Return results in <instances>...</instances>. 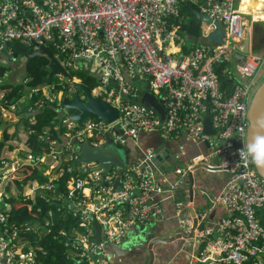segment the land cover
<instances>
[{
    "label": "built area",
    "instance_id": "2783aa9c",
    "mask_svg": "<svg viewBox=\"0 0 264 264\" xmlns=\"http://www.w3.org/2000/svg\"><path fill=\"white\" fill-rule=\"evenodd\" d=\"M236 1L0 0V65L9 67L8 63L15 61L12 51H7L10 43H20L32 53L39 46H49L70 75L69 80L56 75L58 82H52L48 91L41 90L37 105L56 102L60 122L54 130L61 133L62 143L51 141L46 154L34 153L30 147L17 148L21 163L4 161L0 167V264H50L48 251L40 245L47 234L64 244L67 258L75 263L113 264L106 245L123 242L133 226L145 227L163 220L167 202H172L173 218L178 221L174 235L191 250L189 264H264V180L254 165L240 159V148L230 152L228 143L231 139H246L250 126L248 110L261 83L264 55H248L245 63L238 66L246 83H237L229 92L221 89L214 69L237 52L250 33ZM188 3L212 20L202 37L216 30V22L224 27L222 44L211 54V47L203 44L191 47L187 54L182 52L185 39L180 33V8ZM229 65L227 70L234 80ZM79 72L96 80V85L89 88L94 98L117 109L113 123L92 115L80 128L69 118L63 99L67 103L76 96L85 99L75 88L83 84L81 78L73 75ZM10 77V73H5L0 83H24L23 77L13 82ZM37 90L40 89L31 90L28 99ZM146 93L161 103L164 118L141 102ZM4 96L0 93L3 110L7 104ZM10 108L13 111L15 106ZM207 114L218 139L226 141V145H217L211 153L191 162L178 163L172 170L173 180L157 168L155 149L147 147L140 156L130 155L122 172L121 187L115 189L117 169L106 172L99 163L82 162L72 144L75 140L98 148L111 141L130 150L139 145L142 133L159 134L166 140L186 137L197 144L213 143L212 136L203 131ZM64 159L66 164L73 162V166L65 168L71 178L67 192L62 194L53 182L59 176L56 164ZM44 165H50L42 170L45 176L51 174L49 182L40 183L35 174L29 176L31 181L25 179L24 168L33 173ZM200 171L226 172L225 186L217 197L211 198V207H223L228 215L203 232L195 229L192 238H183L193 230L192 221L186 219L190 206L188 175L192 172L196 176ZM4 182L8 193L6 188L14 189L15 183L27 182L16 198L28 201L30 211L35 198L57 205L47 212L43 228L9 221L11 207L4 201L9 196L1 199ZM35 212L38 216L42 208L38 206ZM54 213L70 217L75 224L73 231L50 232L57 223L53 221ZM94 224L101 229L99 242ZM28 234H34V238Z\"/></svg>",
    "mask_w": 264,
    "mask_h": 264
},
{
    "label": "water",
    "instance_id": "95a60500",
    "mask_svg": "<svg viewBox=\"0 0 264 264\" xmlns=\"http://www.w3.org/2000/svg\"><path fill=\"white\" fill-rule=\"evenodd\" d=\"M196 16L202 20L204 24L210 25L212 24V20L200 13L198 10L194 11ZM216 30L220 31L224 36V27L222 23L216 22L214 23ZM251 25V24H250ZM221 27V28H220ZM252 30L246 36L243 41L242 46L239 48L237 52L232 55L227 56L222 60V62H227L232 65V71L234 73V85L237 83L245 84L246 78H244L238 71V66H241L247 60L249 54L253 53L256 50V46L254 45V37H255V29L254 26L251 27ZM212 33V32H211ZM210 33V34H211ZM209 34V35H210ZM223 39V38H222ZM222 39L215 40L208 37H195L190 36L188 40L192 42H198L199 44L210 46V54L213 52V49L222 44ZM15 61L10 62L9 67H23V73L25 74L28 68V64L40 57H45L48 59V77L47 79L38 86V89L42 90L45 87H48L52 84L53 79L56 75L62 74V76L66 79H70V75L64 70L59 61L54 57L52 50L49 46H39L33 53H29L23 56H19L18 54L13 55ZM75 88L79 89L84 95L85 99L82 100L80 96H76L74 101L71 103H67L65 98L63 99L62 106L67 114H70L69 118L73 121H76L78 127L83 126L84 120L92 115H96L98 119L104 120L107 123H113L117 118V109L105 103L104 101L94 98L90 90L84 84H77ZM141 102L147 106L157 111L161 118H164V110L159 103L151 94H144L141 99ZM248 119L250 122V126L247 132V136L245 141L242 140H228V143L231 145L230 152H233L235 148H241L245 142L251 141V139L255 135H264V128H260L257 125L259 120L264 119V80L257 88L253 99L251 101L249 110H248ZM204 133L207 135H211L213 138V143L206 142L205 145L208 148V152L211 153L215 147L218 145L220 147H224L226 145V141L218 139V132L212 128L210 116L207 114L204 119ZM163 141V140H162ZM76 150L80 153L81 161L84 163L96 162L99 163L100 168L104 169L106 172L112 170V168L117 169V177L115 180L114 188L119 189L121 187V178L122 172L126 169L128 163V157L130 156V150H124L123 156L116 152L113 148L114 146L111 141L108 142L107 146L94 148L88 144H83L80 142H76L75 140L72 142ZM113 145V146H112ZM164 149V145L162 144L157 150L156 153L158 157H156L155 163L156 165L165 172L171 171L173 167H175L178 163L173 162L174 156L168 158V162L164 165L159 162V151ZM256 168L258 175L264 180V168ZM189 179V203L190 206L188 208V216L186 219H190L193 224V230L190 234L185 235L183 238H192L194 230L197 229L199 232H203L207 229L213 222H216L215 211H210L209 208L206 209H191V205L194 203L195 196V175L190 172L188 175ZM94 231L96 233L95 239L99 242L101 240V229L98 224H94ZM157 225L149 226V227H141V226H133L127 230V237L120 244H107L106 249L111 254V259L113 264H121L128 260L129 258L136 257L137 255H145L148 254L147 264H154L155 261V252L153 248L156 245H165L171 243L175 240H178L179 236H174L172 238H168L165 236H158L156 233ZM139 235L140 239L137 236ZM154 246V247H153Z\"/></svg>",
    "mask_w": 264,
    "mask_h": 264
},
{
    "label": "trees",
    "instance_id": "16d2710c",
    "mask_svg": "<svg viewBox=\"0 0 264 264\" xmlns=\"http://www.w3.org/2000/svg\"><path fill=\"white\" fill-rule=\"evenodd\" d=\"M195 10L197 7L192 5L191 3L184 4L180 8V16H181V28L180 33L185 36H195L198 38L202 37L204 30L208 28L207 25H204L196 14ZM185 39V38H184ZM185 43L182 45V52L187 54L189 52V41H184ZM11 50L12 54H18L19 56H23L29 53H32V49L23 46L20 43H10L7 45V51ZM48 59L45 57L37 58L31 61L28 64V68L26 73L23 75L24 83H0V93L4 96L3 100L7 102L5 109L11 111L10 106H15L13 110L14 115L16 116L18 123H8L3 124L0 121V124H3V137L0 141V167L3 166L2 162H6L9 158L4 159V153L13 149V146L10 145V142L20 141L18 135V128L22 126L26 132V136L24 139V144L27 145L33 150L34 153H48V149L51 141H57V143H62L61 133L54 130L56 124L60 122L59 114L56 110V102L52 103V105L45 106H37L39 99L42 97V91L37 90L36 94L32 99H28L29 92L33 89H38L48 77ZM229 63L221 62L215 65V73L217 75L218 82L220 83L222 90L231 91L233 80L230 78L231 74L227 70L229 68ZM11 71L8 66L0 65V79H3L6 72ZM72 75V74H71ZM79 78H81L82 83L88 88H92L96 85V80L92 77L88 76L83 72H79L77 74ZM72 75V76H73ZM58 79L55 77L53 79V84L57 83ZM56 88L58 89L59 86ZM54 89V92L57 91ZM68 102H71L70 99H67ZM43 137V140L40 141L39 138ZM20 142H18L19 144ZM17 144V145H18ZM68 161L63 160L57 163L58 169L53 170V173L56 171L58 179L53 182L55 188L60 193L67 192V185L70 181L71 175L65 169L68 166H73V162L66 164ZM55 165V166H56ZM50 165H44L41 168H37L35 172H31L30 169L24 168V172L26 173L25 179H28L32 174L36 175V178L40 183L49 182L50 176L43 175V168L47 169ZM65 169V170H64ZM54 175V174H53ZM27 182L24 184H16L15 187L18 192L24 191V188ZM41 191V190H40ZM35 195L34 197H36ZM17 196H9L8 199L4 200L11 207V214L9 221L16 223L18 225L22 224H30L32 226L38 227L41 224L42 220H45L47 217V212L49 210H55V204L43 202L39 198H35V201L32 202L33 209L32 211L28 208V201H22V199L16 198ZM40 206L42 208V212L36 216V208ZM53 215V221L58 220L56 225L52 228L50 232H59L61 229L66 232H72L75 224L73 223L70 217L67 218L65 213ZM58 217V218H57ZM72 222V223H71ZM43 232H47L46 230H41ZM31 238H34V234H28ZM41 246L49 251L48 261L51 264H75L73 261L67 259L65 254V248L62 242L56 241L53 239V234H47L43 236V241L40 242ZM76 264H87L86 262H79Z\"/></svg>",
    "mask_w": 264,
    "mask_h": 264
},
{
    "label": "crops",
    "instance_id": "0c3cea01",
    "mask_svg": "<svg viewBox=\"0 0 264 264\" xmlns=\"http://www.w3.org/2000/svg\"><path fill=\"white\" fill-rule=\"evenodd\" d=\"M236 7L239 10V12L243 15V18L246 21V24L250 29V31L252 30L251 27L254 26L255 29L254 45L256 46L257 49L254 50L253 53L259 54L260 52H262L261 54L264 55V0H237ZM204 25L207 24H203V28L205 27ZM183 37L185 38L186 41H189L190 43L194 44V46H196V44L197 45L199 44L198 42H192L188 40V37H190L189 35H185ZM194 46L192 45V47ZM263 74H264V70L262 71L260 77ZM233 86H234V82L232 83V87ZM11 112L13 111L5 112L0 107V121H2L4 125L8 123H15V124L18 123V120L16 119L14 112L13 113ZM3 124H0V141L2 140V135H3ZM19 132H20V141L24 140L27 134L22 126L18 128V133ZM20 141L16 140L10 142L11 143L10 145L13 146V149L4 153L3 158L4 159L9 158V160L6 162L14 163L17 162L18 160L21 163L20 156H18V150H17V148H20V143L18 144V142ZM138 144H139L138 146L131 147L130 155L132 154V156L133 155L140 156L142 154V150H144L147 147L154 148L156 152V150L163 144L164 149H161L159 151L160 152L159 162H161L163 165L168 162V158L172 157V155L175 158L173 159V162L186 163V162H191L194 158L208 152V148L206 147L205 144H197L196 141L188 140L186 137L177 140H166L162 138L159 134H154V133L140 134ZM156 156L158 157L157 153ZM129 158L131 157L129 156L128 159ZM220 158H219V162H220ZM157 168L161 172L166 173L170 180L174 179V175L172 171L174 167L169 172H165L166 169L162 171L158 166ZM200 172H197L195 176V196H194L195 198H194V203L191 205V209L201 210V209L209 208L210 211H215L216 219L219 220L222 217H226L228 214L223 207H219V206L211 207L212 205L211 198L217 197L222 191L223 187L225 186L227 180L226 172L217 171L214 174H207L203 172L205 174L203 176L199 175ZM171 203L172 202H167L165 204L167 210H166V216H164L163 220L154 222L153 224L149 225V226L157 225L158 228L156 229L155 232L158 233V236H165L168 238H172L176 236L174 235V233L178 229H176L177 224L175 219L173 218V216L175 215V211L173 210ZM56 221L58 220L56 219ZM44 222L45 220H42L41 224L39 225L40 229L43 228V226L45 225ZM149 226H145V227H149ZM137 237L138 238L136 239H140L139 235ZM181 243L183 242L179 240H175L165 245H156L155 247L153 246L154 247L153 250L155 252L154 264H189L188 258H189V254L191 253V250L185 247L184 244L181 245ZM64 248L66 254L67 249L65 246ZM48 258H49V251H48ZM147 259H148V254L145 253V255H137L136 257L129 258L128 260H126L121 264H147Z\"/></svg>",
    "mask_w": 264,
    "mask_h": 264
},
{
    "label": "clouds",
    "instance_id": "9594fccd",
    "mask_svg": "<svg viewBox=\"0 0 264 264\" xmlns=\"http://www.w3.org/2000/svg\"><path fill=\"white\" fill-rule=\"evenodd\" d=\"M258 127L264 128V119L257 122ZM239 157L246 164L264 168V135H255L251 141L245 142L238 149Z\"/></svg>",
    "mask_w": 264,
    "mask_h": 264
},
{
    "label": "rangeland",
    "instance_id": "374dc122",
    "mask_svg": "<svg viewBox=\"0 0 264 264\" xmlns=\"http://www.w3.org/2000/svg\"><path fill=\"white\" fill-rule=\"evenodd\" d=\"M209 36V35H208ZM210 37L211 38H213V39H215V40H220V39H222L224 36H223V34L220 32V31H217V32H212L211 34H210ZM192 45L194 46V44H192V43H190L189 42V44H188V46H189V48H191L192 47ZM197 45V44H196ZM260 53H262V52H260ZM3 64H5V63H3ZM9 65H10V63H8ZM10 68V70L11 71H8V73H10V75H11V77H10V80L13 82L14 81V79L16 78L17 79V81H19L22 77H23V75H24V73H23V67H21V66H17V67H9ZM7 73V72H6ZM14 77V78H13ZM263 80H264V74L261 76V79H260V82L262 83L263 82ZM16 82V81H15ZM16 83H19V82H16ZM65 83H67V82H65ZM260 83V84H261ZM48 89H50L49 88V86L48 87H45L44 89H42V90H44V91H48ZM3 110V109H2ZM4 111L6 112H9V110H7V109H5L4 108ZM11 113H13V112H11ZM16 117V116H15ZM17 119V118H16ZM4 132V131H3ZM18 135H19V140H20V132L18 133ZM2 137H3V135H2ZM114 145V144H113ZM112 145V146H113ZM114 146H116V145H114ZM20 147L23 149V150H27V148L28 149H30L29 148V146L28 145H25L24 144V140H21L20 141ZM116 152H118L120 155H124L123 153V151L125 150L124 148H121V147H118V146H116V147H114L113 148ZM199 175L200 176H203V175H205L203 172H200L199 173ZM28 179H30V178H28ZM30 181H31V179H30ZM5 187H7L6 186V182H4L3 183V188H4V195H2V197H1V199L2 198H8V196H17L18 195V191H17V189L16 188H6V189H9L10 190V192L8 193V192H6L5 191ZM26 191L27 192H29V190H28V188L26 189ZM25 194H29V193H25ZM175 221H176V224H177V228L176 229H178V221L175 219ZM181 245H183V243H181Z\"/></svg>",
    "mask_w": 264,
    "mask_h": 264
}]
</instances>
